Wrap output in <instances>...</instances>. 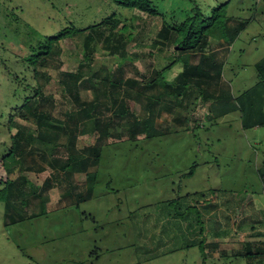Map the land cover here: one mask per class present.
<instances>
[{
	"label": "rangeland",
	"instance_id": "1",
	"mask_svg": "<svg viewBox=\"0 0 264 264\" xmlns=\"http://www.w3.org/2000/svg\"><path fill=\"white\" fill-rule=\"evenodd\" d=\"M124 1L0 0V190L9 177L18 183L27 178L39 188L36 194L24 183L28 202L22 207L29 215L17 223L11 224L12 217L18 219L16 211L9 214L0 200V264H264V183L258 172L264 163V125L245 129L239 109L216 119L209 115L213 103L193 100L196 92L180 99L149 83L180 54L176 43L153 46L163 20L181 22L193 11L210 15L229 2L228 29L248 23L232 43L212 38L206 50L229 48L220 85L231 91V102L237 105V98L258 82L257 65L264 62V0H151L159 11L152 16L125 7ZM115 15L130 19L127 28L119 30L127 24L121 22L113 32L123 34L122 47L137 56L124 67L125 75L140 78L130 70L135 65L145 76V84L129 89L135 98L130 105L142 118L149 107L155 109L156 125L165 132L133 137L101 105L103 117L110 118L109 135L89 197L85 172L71 173L72 185L63 186L48 184L50 169L8 174L2 158L11 148V134L18 127L35 126L17 106L25 94L40 85L55 97L54 103L45 101L46 108L66 118L74 103L59 81L62 72L82 65L99 86L121 61L105 50L104 36L97 35L90 44L92 61L83 59V52L91 49L84 48L86 36L79 35L62 41V51L53 56L46 74L34 73V54L48 38L72 27L87 28L89 34L93 30L88 28ZM200 58L201 53L190 56L192 62ZM182 69L183 62H177L165 71V79L173 81ZM86 86L82 98L90 101L96 93ZM98 90L101 100H107L105 86ZM11 113L15 118L9 127ZM58 145L62 158L70 151L90 155L99 146L90 135L70 142L65 133ZM40 155L32 151L25 166L45 165ZM247 226L254 233L250 237L242 232Z\"/></svg>",
	"mask_w": 264,
	"mask_h": 264
},
{
	"label": "trees",
	"instance_id": "2",
	"mask_svg": "<svg viewBox=\"0 0 264 264\" xmlns=\"http://www.w3.org/2000/svg\"><path fill=\"white\" fill-rule=\"evenodd\" d=\"M123 4L130 9H140L150 16L157 15L159 11L151 0H127ZM232 16L229 14V2L226 4L220 3L210 15L205 12L193 11L188 17L179 22L170 24L163 20L162 28L158 32V37L153 43L154 47L159 45L168 46V43H176L180 54L168 66L161 71L156 72V77L149 83H157L164 87L165 93H171L178 98L185 99L190 97L193 92L196 95L193 100H201L203 104L210 105L209 115L214 113L217 119L219 116L227 115L233 109H239L242 114V125L246 128L263 126L264 125V62L258 63L257 73L258 82L248 90L244 91L238 99V104H232L233 98L231 91L221 87L222 71L225 65V60L228 55L227 50L221 52H207V46L210 45L211 39H225L231 43L236 36L246 27L241 24L239 27L228 29L227 22ZM129 18H120L111 16L103 20L95 27H90L93 32L87 34L86 29L69 28L66 31L59 33L56 36L48 38V44L42 46L41 50L34 54L31 63L34 66V73L46 74L47 68L51 67V60L58 52L61 53V43L65 39H73L76 36H86L84 48L91 49V41L96 35L103 38V47L112 55H119L121 61L117 63V68L113 72H109L108 76L99 82V86L93 82V77H87L86 72L81 65L76 71H63L59 81L62 83L65 95L73 100L74 107L67 111L66 118H59L52 113L50 108H46L45 101L55 102V97L52 94H46L40 85L34 88L33 93H26L19 106L23 117L32 119L35 126L28 130L26 127H18L17 131L11 134L12 145L8 154L2 158L3 166L7 173L21 172L25 174L28 171H45L51 170V178L47 182L52 186H63V182L72 185L70 174L73 172L86 173L89 185L87 197L94 190V183L97 179V169L101 161L102 145L104 140L109 135L110 118L106 120L103 117L101 105H105L112 110V114L118 118L119 124L122 127L130 129L132 136L140 133H145L146 138L162 135L165 131L160 130L156 125L155 109L149 107V114L142 118L136 110L132 108V100L135 99L130 93V88L136 85L145 84V76L139 71L138 67L133 65L130 68L138 77H126L124 67L129 64L136 55L130 54L127 49L123 48V34L113 32L116 28L119 29V23L125 22L119 30L128 27ZM110 21L112 26L107 28L106 23ZM228 36V37H226ZM123 46V47H122ZM228 47V46H227ZM226 48V47H224ZM161 51L164 50L162 47ZM90 51V50H89ZM201 53L200 61L192 62L191 54ZM95 50L92 48L90 52H83V59L93 60ZM53 61V60H52ZM177 62H183V69L173 81H167L164 77L166 70L171 69ZM142 77V78H141ZM86 83L91 85L95 91L94 98L83 99L82 91L89 90ZM149 84V85H150ZM105 86V98L101 100V94L98 88ZM153 85V84H152ZM190 95V96H189ZM182 103V102H181ZM180 104V103H179ZM215 106L213 112L212 106ZM168 109V108H166ZM172 109V108H171ZM207 115V114H206ZM113 116V118H115ZM15 114L11 113L9 127L13 125ZM215 119V120H216ZM69 135V140L72 142L79 135H90L92 142L99 144L92 149L93 154L85 155L70 151L65 158L59 156L58 143L61 134ZM38 151L41 155V160L45 163L43 166L36 167L35 165H26L25 160L32 151ZM12 158L11 164L8 160ZM97 169H96V168ZM95 168V171H91ZM259 175L264 183V163L258 169ZM26 178V177H25ZM25 180V179H24ZM30 183L33 186V191L37 194V186L29 179L22 183L13 180L12 177L6 180L4 187L0 190V200L7 204V209L16 211L18 219L12 217L11 224L17 223L19 220L29 215L23 211V205L28 202L27 192L24 188V183ZM71 193V192H70ZM86 197V198H87ZM21 207V209H20ZM8 214V210H7ZM36 213L32 214L34 217ZM247 264H261L256 262H247Z\"/></svg>",
	"mask_w": 264,
	"mask_h": 264
},
{
	"label": "crops",
	"instance_id": "3",
	"mask_svg": "<svg viewBox=\"0 0 264 264\" xmlns=\"http://www.w3.org/2000/svg\"><path fill=\"white\" fill-rule=\"evenodd\" d=\"M252 214H254V212H251ZM193 216H195V214H193ZM194 218V217H193ZM177 220H182V218H177ZM195 222H196V219H195ZM186 225H187V227H186V229H185V231H187V232H185L187 235L189 234V226H190V223L188 222V223H186ZM249 226H247L246 227V229H245V227H244V231H242L243 233H246L244 236H247V237H250V236H252L254 233H248L249 232ZM248 239H246V241H247ZM236 241H238V240H236ZM234 242V239L232 240V243ZM253 245V244H252ZM247 247L249 246V244H247L246 245Z\"/></svg>",
	"mask_w": 264,
	"mask_h": 264
}]
</instances>
